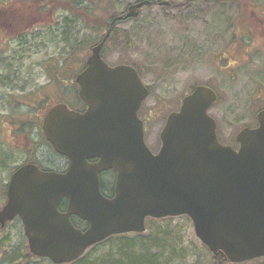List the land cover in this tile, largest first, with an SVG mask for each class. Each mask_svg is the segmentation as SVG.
Returning <instances> with one entry per match:
<instances>
[{
	"label": "water",
	"instance_id": "obj_1",
	"mask_svg": "<svg viewBox=\"0 0 264 264\" xmlns=\"http://www.w3.org/2000/svg\"><path fill=\"white\" fill-rule=\"evenodd\" d=\"M151 4H131L115 21L135 19ZM109 35L107 30L91 48L85 68L75 77L85 111L57 104L42 120L46 141L69 160L67 170L17 169L7 186L0 223L18 217L29 252L52 264H70L109 237L142 234L146 219L180 216L190 220L217 264L264 258V109L256 114L255 128L237 133L235 151L218 142L216 123L208 115L216 93L197 86L178 112L167 117L161 149L154 155L137 117L149 90L131 66L104 62L101 51ZM109 170L116 177L112 196L105 197L99 176ZM63 199L66 211L60 213ZM72 216L86 228H75Z\"/></svg>",
	"mask_w": 264,
	"mask_h": 264
},
{
	"label": "rangeland",
	"instance_id": "obj_2",
	"mask_svg": "<svg viewBox=\"0 0 264 264\" xmlns=\"http://www.w3.org/2000/svg\"><path fill=\"white\" fill-rule=\"evenodd\" d=\"M238 1L242 11L229 2L153 0L172 6L144 7L137 18L118 23L117 29L128 33L130 46L123 49L115 42L109 44L104 60L110 66L134 65L150 89L142 112L150 150L158 148V135L167 115L176 111L182 98L196 86H210L218 94L208 114L215 120L222 142L234 146L239 130L256 126V114L264 109V0ZM114 2L116 13L122 16L128 5L139 0ZM63 6L58 0H0L1 191L13 170L33 155V146H39L40 123L47 106L66 96L61 86L48 88L52 80L49 73L56 75L63 88H74L80 63L90 53L92 46H85L66 63V70L58 72L55 67L69 59L70 47L79 43L70 31L71 23H67L68 28L64 25L68 16ZM67 96L76 103L74 94ZM17 126L21 130L36 126L34 137L26 130L15 132ZM40 154L50 161L44 168H64L65 163L56 162L47 149ZM102 179L105 187L113 182L110 175ZM146 228L166 230V251L159 264H211L210 253L196 238L190 221L174 218ZM12 229L0 231V260L5 253L17 257L13 264H27L25 241L20 230ZM116 243L88 250L83 256L85 264L106 262L110 251L115 253ZM30 264L51 263L32 258Z\"/></svg>",
	"mask_w": 264,
	"mask_h": 264
},
{
	"label": "trees",
	"instance_id": "obj_3",
	"mask_svg": "<svg viewBox=\"0 0 264 264\" xmlns=\"http://www.w3.org/2000/svg\"><path fill=\"white\" fill-rule=\"evenodd\" d=\"M63 2V11H65L68 19H63L64 25L68 28V22L71 23V33L75 37V41L79 38V43H74L69 49V59H65L62 64L59 66H55L60 72L63 69H67L66 63L69 62L71 59H74L77 51H80L90 46H94L98 44L101 39L104 37L107 30L110 31L109 38L105 43V46L102 50V58H104L106 54V50L108 49L109 44H120L123 49L128 48L130 46V38L128 33L125 31H120L117 29V25L119 22L114 21V19L120 15L116 12V3L114 0H58ZM145 1V0H139ZM151 1L153 0H146ZM218 3H234L237 5L239 9H241V5L238 0H211ZM243 8L240 10L242 11ZM140 13V12H139ZM89 56V55H88ZM86 56V57H88ZM85 57V58H86ZM85 58L80 66V71L84 68L85 65ZM66 65V66H65ZM133 66L138 72L139 70ZM50 71V69L48 70ZM140 73V72H139ZM52 74V73H51ZM49 77L52 79L49 81L48 88L54 89V85H57L60 88L61 92L65 91L66 96H62V100H58L59 103H64L70 108L71 110L78 109V101L75 97V102L69 101V97L67 96L68 93L74 94V88H63V85L57 81L56 75L52 77L49 73ZM75 87V83L73 84ZM75 95V94H74ZM73 96V95H72ZM52 104L50 103L47 108L51 107ZM108 175H111L110 173ZM101 178V185L100 190L101 193L106 196L110 197L113 193V185L112 183L107 184L104 186V183ZM111 182V181H110ZM184 218L187 221H190L187 217H179ZM174 218H166L161 220H147V225H155L159 222H171ZM72 224L79 229H83L86 227L84 222H81L76 217L71 218ZM166 230H161L158 228L149 229L143 234H130V235H119L113 236L105 240L104 242L92 247L90 250L94 248L108 243V242H117L113 249H115V253H112V250L107 255V261L101 264H159L160 260H162V256L164 255L165 249V241H164V234ZM148 232V233H147ZM204 250L207 251L205 247ZM95 250V249H94ZM114 252V250H113ZM27 255H30L29 253ZM211 264L217 263V258L213 257L210 254ZM170 259V258H169ZM84 257L78 259L77 261L71 264H85ZM259 261L260 264H264V258L254 260L251 262ZM249 262V263H251ZM223 264H230L225 262Z\"/></svg>",
	"mask_w": 264,
	"mask_h": 264
},
{
	"label": "flooded vegetation",
	"instance_id": "obj_4",
	"mask_svg": "<svg viewBox=\"0 0 264 264\" xmlns=\"http://www.w3.org/2000/svg\"><path fill=\"white\" fill-rule=\"evenodd\" d=\"M37 29V28H36ZM142 80V79H141ZM144 84V83H143ZM75 86H76V90H74V94H75V97H76V99H77V101H78V109L77 110H74V111H76V112H78V113H83L84 111H85V106H84V104L82 103V101L80 100V98H79V91H80V89H79V86L75 83ZM208 88H210V89H212L213 90V88H211L210 86H207ZM75 88V87H74ZM148 88V87H147ZM149 89V88H148ZM150 90V89H149ZM214 91V90H213ZM39 92V91H38ZM192 92V91H191ZM215 92V91H214ZM217 94V93H216ZM218 95V94H217ZM183 99V98H182ZM181 102H182V100H181ZM181 102H180V104H179V106H178V108H177V110L176 111H173V112H171V113H174V112H177L178 110H179V108H180V106H181ZM143 105H144V103H142V105L140 106V108H139V110H138V112H137V117L142 121V124H143V129H144V138H145V120H144V117L142 116V112H143ZM171 113H169L168 115H167V117L171 114ZM45 115V114H44ZM44 115H43V117H44ZM210 116V115H209ZM43 117H42V119H43ZM148 117H150V113L148 114ZM167 117L165 118V120H164V123H163V126H162V128H161V131H162V129H163V127H164V125H165V122H166V120H167ZM211 117V116H210ZM41 124H42V120H41V123H40V132H39V141H40V144H39V146H33V155H29L28 157V159L27 160H25L21 165H19L17 168H15L14 170H13V172L11 173V175L17 170V169H19L20 167H22V166H24V165H34V166H36L38 169H40L41 171H51V170H48V169H46V168H44V163H48L49 164V160H47V159H43L42 158V154H40V151L42 150V149H47L50 153H51V155H52V157H53V159L54 160H57L56 162H64L65 164H64V168L61 170V171H55V170H52V171H54V172H64V171H66L67 170V168H68V165H69V160L67 159V158H65V157H63V156H59V155H56L55 154V152L53 151V149H52V147L48 144V142L46 141V139H45V136H44V134H43V131H42V128H41ZM12 125H14V123L12 124ZM21 128H23V127H21ZM35 129H36V126H32V128H30V129H28L27 128V130H26V128H23L22 130H26L25 132L26 133H29L30 134V137L32 136V137H34V131H35ZM14 130H15V132H17V131H22L20 128L18 129V126H17V128H14ZM161 131H160V133H161ZM240 131V130H239ZM160 133H159V135H158V148H157V150L156 151H152L151 150V152L155 155V154H157L159 151H160V149H161V140H160ZM216 134H217V130H216ZM237 135V134H236ZM235 138H236V136H235ZM27 139H29L28 137H27ZM217 139H218V141H219V143L220 144H222V145H224V146H229L228 144H226V143H224V142H222L221 140H220V138H219V136H218V134H217ZM235 140V139H234ZM230 147H232V149L233 150H235V151H237L238 150V144L236 143V141H235V145L234 146H230ZM25 152V151H24ZM26 153V152H25ZM26 154H28V153H26ZM41 164H40V163ZM55 162V161H54ZM85 162H88V163H90V164H93V163H95V162H97V159H87ZM111 174L110 176H111V178L113 179V181L115 180V177H116V174L113 172V171H111V170H109V171H106V172H103V173H101L100 174V179L102 178V176L103 175H108V174ZM11 175L9 176V179H8V182H7V184L5 185V187L3 188V190L1 191L0 190V212L2 211V209H3V207L5 206V204H6V202H7V186H8V183H9V180H10V177H11ZM102 175V176H101ZM114 183V182H113ZM112 183V184H113ZM100 185H101V180H100ZM66 205H67V202H66V200H61V202H60V204L58 205V211L60 212V213H64L65 211H66ZM71 218L72 217H70V221H71ZM12 229V230H20L19 232H20V236L21 237H23V239H24V241H25V247L28 249V241H27V238L25 237V235H24V228H23V224H22V222H21V220L18 218V217H15V218H13L12 220H10V221H7V222H5L4 224H1L0 223V231L2 232L3 230H7V229ZM28 253H29V249H28ZM20 258H22V256L20 257ZM32 258H35V259H38V258H36V257H30L29 255H26L25 254V259L27 260V264L29 263L30 264V261L32 260ZM17 261V257L15 256V255H13V256H10V257H8L5 253H2V259L0 260V264H13L14 262H16Z\"/></svg>",
	"mask_w": 264,
	"mask_h": 264
}]
</instances>
